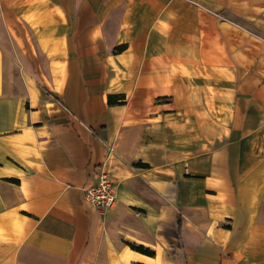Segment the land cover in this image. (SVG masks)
<instances>
[{
	"label": "crops",
	"instance_id": "1",
	"mask_svg": "<svg viewBox=\"0 0 264 264\" xmlns=\"http://www.w3.org/2000/svg\"><path fill=\"white\" fill-rule=\"evenodd\" d=\"M0 264H264V0H0Z\"/></svg>",
	"mask_w": 264,
	"mask_h": 264
},
{
	"label": "built area",
	"instance_id": "2",
	"mask_svg": "<svg viewBox=\"0 0 264 264\" xmlns=\"http://www.w3.org/2000/svg\"><path fill=\"white\" fill-rule=\"evenodd\" d=\"M83 194L85 200L100 214L112 208L116 202V193L109 172L102 167L96 180L83 189Z\"/></svg>",
	"mask_w": 264,
	"mask_h": 264
},
{
	"label": "trees",
	"instance_id": "3",
	"mask_svg": "<svg viewBox=\"0 0 264 264\" xmlns=\"http://www.w3.org/2000/svg\"><path fill=\"white\" fill-rule=\"evenodd\" d=\"M123 98L124 96L122 94H109L107 97V101L109 104L122 103ZM128 244L131 248L138 250L142 253L149 254V255L153 254V251L146 246H143L141 244H135L132 242H128Z\"/></svg>",
	"mask_w": 264,
	"mask_h": 264
}]
</instances>
